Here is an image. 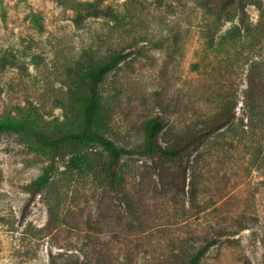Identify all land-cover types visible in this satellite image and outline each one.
<instances>
[{"label": "rangeland", "instance_id": "rangeland-1", "mask_svg": "<svg viewBox=\"0 0 264 264\" xmlns=\"http://www.w3.org/2000/svg\"><path fill=\"white\" fill-rule=\"evenodd\" d=\"M218 1L0 0V118L33 106L61 127L68 69L113 51L100 92L117 144L139 146L154 115L162 147L233 108L182 157L183 188L156 156L122 157L117 189L61 157L33 194L49 157L1 135L0 264H186L209 239L199 264H264V0Z\"/></svg>", "mask_w": 264, "mask_h": 264}, {"label": "trees", "instance_id": "trees-1", "mask_svg": "<svg viewBox=\"0 0 264 264\" xmlns=\"http://www.w3.org/2000/svg\"><path fill=\"white\" fill-rule=\"evenodd\" d=\"M239 0H219L216 4L218 11H224ZM74 7H90L91 2H71ZM35 23L41 28L39 21ZM125 57L122 51H113L107 55L88 60H81L76 67L68 69L69 83L67 88L68 103L64 112L62 126L58 120L52 128L43 127L39 123L36 109L31 106L18 116L5 114L0 118V136L15 134L28 147L49 157L42 172L28 184L31 193L40 192L49 182L55 164L61 157H65L67 168L90 171L98 167V172L104 183L110 188L117 189L121 177L118 174L120 159L124 156H156L160 161L174 164L178 172L179 187L183 188L184 171L182 157L202 138L216 132L225 125L232 116L233 108L229 104L223 105L221 110L204 127L191 131L174 142L157 146L158 134L165 128L164 119L151 116L145 119L140 132L142 140L139 146L129 147L117 144L105 133L106 117L103 109L100 85ZM5 62L0 61V67ZM99 163V166L96 165ZM177 186V185H176ZM214 239L200 244L188 254L186 264H199ZM66 264H79L77 260H70Z\"/></svg>", "mask_w": 264, "mask_h": 264}]
</instances>
